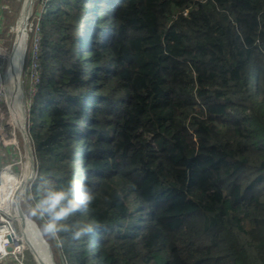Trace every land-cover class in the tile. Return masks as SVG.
Wrapping results in <instances>:
<instances>
[{
    "label": "trees",
    "instance_id": "16d2710c",
    "mask_svg": "<svg viewBox=\"0 0 264 264\" xmlns=\"http://www.w3.org/2000/svg\"><path fill=\"white\" fill-rule=\"evenodd\" d=\"M42 10L28 194L78 153L96 194L68 221L93 232L51 239L59 264H264V0Z\"/></svg>",
    "mask_w": 264,
    "mask_h": 264
},
{
    "label": "rangeland",
    "instance_id": "374dc122",
    "mask_svg": "<svg viewBox=\"0 0 264 264\" xmlns=\"http://www.w3.org/2000/svg\"><path fill=\"white\" fill-rule=\"evenodd\" d=\"M47 1L48 0H35L31 10V16L27 22V26L25 30L26 37L24 42L25 43L24 51H23L24 55L22 57L21 75H19V77L22 76L24 79V88L23 89L18 88V91H20L21 95L17 92L15 96L16 98L21 97L22 102H24V100L26 101L25 104L26 114H28V108L31 102L30 96L31 94L33 95V92L30 93L31 85L34 83L35 80L33 78V73H32L33 67L31 61V57H32L31 52L34 50L35 43L37 41L36 26H37V21L39 19L38 16L43 12L42 9ZM25 3L28 4V0H3V5L5 6L4 9L2 10L4 13V19H3V15L2 17H0V41H1V46L3 48L1 67L3 70V74L6 77V86L9 94L12 93L14 79H16L17 77V74H13V72L11 73V54L13 53L14 47L16 46V43L18 41V29L20 26L19 20H21L22 18L21 16L23 14ZM102 8H105V6H103ZM0 115L2 116V120H4L3 125H6L8 121L7 119L8 109L5 104H2L0 106ZM18 139L20 142V149L15 148L14 146L5 147L4 145L0 144V170L4 165L12 164V168L16 172V174L12 178L14 181H16L19 174L22 175L24 173L25 167H27V164L29 163L28 152L25 147L23 135L20 134ZM7 140L9 141V138H7ZM77 150L81 151L82 148L78 146ZM79 154L80 153H78L77 155L75 170H74L75 174L73 177L75 179V177L78 175L76 179L83 180L82 177L83 171L81 169ZM36 176H37V171L35 178ZM33 181H30L27 184V187L23 192L21 191L16 193L11 192L12 187H10L9 190L7 191L8 194L11 196H13L14 194V201L16 202V205L19 206L20 212L24 216L22 221L30 222V224L32 225L31 229L33 231L31 232L29 230H24L23 228H20V223H21L20 215H15V221L11 219V217L7 214L6 211V210L9 211L11 210L10 209L11 204H8V206L4 210L5 215H4L3 223L9 224L12 227L15 226L16 230L15 232H13V235L16 237L14 242L18 246V249L14 250L15 253H10V255H8L3 261V264H59L60 263L55 253L54 245L52 243L51 238L45 235L42 231V226L40 224L41 220L39 218L30 216L28 213V209L31 205V201L29 200L28 188L30 187ZM33 232H35V234L38 237H40L41 245L36 246V244L34 245L31 240L27 239L28 237L26 238L27 236L26 233H29V236H31ZM21 237H23L24 239L22 240Z\"/></svg>",
    "mask_w": 264,
    "mask_h": 264
},
{
    "label": "clouds",
    "instance_id": "9594fccd",
    "mask_svg": "<svg viewBox=\"0 0 264 264\" xmlns=\"http://www.w3.org/2000/svg\"><path fill=\"white\" fill-rule=\"evenodd\" d=\"M117 195L123 199L122 193ZM96 198L92 183L87 178L67 179L57 183L53 179H40L35 185L28 213L43 221L42 231L53 240H59L62 233L70 234L73 240H80L94 230V225L79 220L68 223L78 212H88Z\"/></svg>",
    "mask_w": 264,
    "mask_h": 264
},
{
    "label": "built area",
    "instance_id": "2783aa9c",
    "mask_svg": "<svg viewBox=\"0 0 264 264\" xmlns=\"http://www.w3.org/2000/svg\"><path fill=\"white\" fill-rule=\"evenodd\" d=\"M5 6H3V0H0V17H1V11L4 9ZM37 37H36V43H35V48L32 51V73H33V78L34 83L31 85L30 93L33 92V94L36 91V84L39 80V75H38V46H39V21H37ZM25 46V44H24ZM24 51V50H23ZM24 55V53H23ZM2 57H3V48L1 46V41H0V106L2 104H5L8 109V121L6 125H3L4 120H2V116L0 115V144L9 147H15L20 149V142H19V135L22 134V128H21V122L24 120V111H23V102L21 100V97L16 98L14 89L15 86L20 89L21 87L17 84L16 80L14 79L13 83V90L12 93L9 94L7 86H6V77L3 74L2 70ZM21 64H22V59H21ZM16 98V99H15ZM9 138V141L7 140ZM6 172H11L12 175L16 174V172L12 168V164H6L4 165L1 170H0V187L4 184L5 180V175L7 174ZM11 200V199H10ZM0 204H5L6 203L2 200H0ZM4 206V207H5ZM5 208L0 207V219H4L5 215ZM3 214V215H2ZM4 222V220H2ZM5 235V234H4ZM13 243L11 241L10 236H0V264H3V261L5 258L10 255V253H15L14 249L12 248L9 250V247H12Z\"/></svg>",
    "mask_w": 264,
    "mask_h": 264
},
{
    "label": "bare ground",
    "instance_id": "6f19581e",
    "mask_svg": "<svg viewBox=\"0 0 264 264\" xmlns=\"http://www.w3.org/2000/svg\"><path fill=\"white\" fill-rule=\"evenodd\" d=\"M26 6H27V3H25L24 9H23V14L21 16L22 18H21V20H19L20 26L18 29V41L16 43V46L14 47L13 53L11 54V73L13 72V74H17V77L15 79L16 82L18 81L19 75H21V59L23 57V50H24V44H25L24 42H25V37H26V33H25L26 26H27V22H26L27 20L25 17ZM22 28H24V29H22ZM19 30H20L21 34H20ZM20 36H21V39H20ZM17 92L21 95V93H20V91H18V87L16 85L15 89H14V93L16 94ZM21 126H22V124H21ZM28 161H29V159H28ZM29 168H30V164L28 163L27 167H25L24 173L22 175H20L18 181H17V179H16V181H14L12 179L13 175L11 174V172H6L7 174L5 175L4 184L0 187V200L1 201L3 200L6 203V206H5V204H0V207L5 206V207H1V208H6L8 206V204H11V208H10L11 210L10 211L6 210L7 214L11 217V219L13 221H15V215H20V217H21L20 228H23L24 230H29L32 232L33 230L31 229L32 225L30 224V222L22 221L24 216L21 214L19 206L16 205V202L14 201V194H13V196H11L7 192L10 187H12L11 192H14V193L20 192V191L23 192L26 189L27 179L29 176V172H28ZM15 206H16V209H15ZM2 220H4V219H0V236H7V237L10 236L11 241L13 243L12 248L14 250L18 249V246L14 242L16 237L13 235V232H15V230H16L15 226L12 227L9 224H5L2 222ZM28 228H30V229H28ZM26 234H27L26 238L28 237L27 239L31 240L34 245L35 244H36V246L41 245L40 237H38L35 234V232H33L32 235L30 234L31 236H29V233H26ZM21 239L23 240L24 238L21 237Z\"/></svg>",
    "mask_w": 264,
    "mask_h": 264
},
{
    "label": "water",
    "instance_id": "95a60500",
    "mask_svg": "<svg viewBox=\"0 0 264 264\" xmlns=\"http://www.w3.org/2000/svg\"><path fill=\"white\" fill-rule=\"evenodd\" d=\"M34 2L35 0H28V4L26 6V9H25V17H26V22H28L30 16H31V10H32V7L34 5ZM17 84L23 89L24 88V79L22 76H20L18 78V81H17ZM25 104H26V101L24 100L23 102V105H24V120L22 122V133H23V137H24V142H25V147L27 149V152H28V159H29V164H30V171H29V176H28V179H27V184L30 182V181H33V179L35 178V175H36V164H35V156H34V153H33V149H32V146H31V142H30V137H29V133H28V127H27V114H26V110H25ZM27 184H26V187H27ZM12 247H9V250H11ZM62 263L63 264H66L65 263V260L62 258Z\"/></svg>",
    "mask_w": 264,
    "mask_h": 264
}]
</instances>
